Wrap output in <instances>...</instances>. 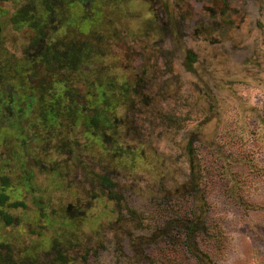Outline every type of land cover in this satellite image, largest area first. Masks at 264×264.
I'll return each instance as SVG.
<instances>
[{"label": "rangeland", "instance_id": "obj_1", "mask_svg": "<svg viewBox=\"0 0 264 264\" xmlns=\"http://www.w3.org/2000/svg\"><path fill=\"white\" fill-rule=\"evenodd\" d=\"M0 62V264H264V0H0Z\"/></svg>", "mask_w": 264, "mask_h": 264}, {"label": "trees", "instance_id": "obj_2", "mask_svg": "<svg viewBox=\"0 0 264 264\" xmlns=\"http://www.w3.org/2000/svg\"><path fill=\"white\" fill-rule=\"evenodd\" d=\"M22 17V16H21ZM23 18V17H22ZM24 21L27 22V20L25 19ZM34 25V24H32ZM39 29V28H38ZM3 62H0V64ZM0 73L2 75V71L0 70ZM55 104H57V102H51V104L49 105L50 110H54L53 112H55L53 114V116L57 115V107L55 106ZM56 120V118L54 119ZM103 180L101 181L102 185H112V182L109 181L105 176H103ZM0 220L2 222H4L5 224H12L13 222H17V217H14L13 215H11L10 213L6 212L4 209H2L4 206H14L16 207H25V202H23L22 200H16L14 202H8L9 199V195L7 193L6 187L9 185V177L6 175H2L0 176ZM44 208L41 207L40 210H43ZM41 217L45 216V213L40 214ZM51 220V219H50Z\"/></svg>", "mask_w": 264, "mask_h": 264}]
</instances>
